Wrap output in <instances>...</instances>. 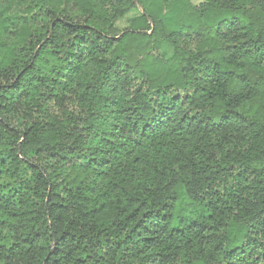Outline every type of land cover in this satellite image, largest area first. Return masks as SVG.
<instances>
[{"label":"trees","instance_id":"obj_1","mask_svg":"<svg viewBox=\"0 0 264 264\" xmlns=\"http://www.w3.org/2000/svg\"><path fill=\"white\" fill-rule=\"evenodd\" d=\"M0 264H264V0H0Z\"/></svg>","mask_w":264,"mask_h":264},{"label":"rangeland","instance_id":"obj_2","mask_svg":"<svg viewBox=\"0 0 264 264\" xmlns=\"http://www.w3.org/2000/svg\"><path fill=\"white\" fill-rule=\"evenodd\" d=\"M192 2H197V1H200V0H191ZM133 14H137L135 12H133ZM133 15L132 14H129L125 19H123L120 23H118V27L119 28H124L126 25H127V20L130 19Z\"/></svg>","mask_w":264,"mask_h":264},{"label":"crops","instance_id":"obj_3","mask_svg":"<svg viewBox=\"0 0 264 264\" xmlns=\"http://www.w3.org/2000/svg\"><path fill=\"white\" fill-rule=\"evenodd\" d=\"M203 0H200V1H197V2H192V3H194V4H199L200 2H202Z\"/></svg>","mask_w":264,"mask_h":264}]
</instances>
